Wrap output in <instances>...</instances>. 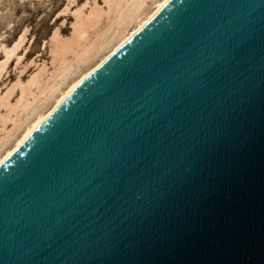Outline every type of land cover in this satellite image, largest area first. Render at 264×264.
<instances>
[{
	"label": "water",
	"instance_id": "1",
	"mask_svg": "<svg viewBox=\"0 0 264 264\" xmlns=\"http://www.w3.org/2000/svg\"><path fill=\"white\" fill-rule=\"evenodd\" d=\"M0 264H264V0H170L0 163Z\"/></svg>",
	"mask_w": 264,
	"mask_h": 264
},
{
	"label": "bare ground",
	"instance_id": "2",
	"mask_svg": "<svg viewBox=\"0 0 264 264\" xmlns=\"http://www.w3.org/2000/svg\"><path fill=\"white\" fill-rule=\"evenodd\" d=\"M169 1L83 0L76 4L77 0H68L63 11L72 14L69 32L62 34L59 25L52 28L41 43V48L47 45L48 57L34 61V69L25 77L23 73L33 62L32 57L21 64L28 48V25L11 43L0 33V78L8 74L15 59V76L0 87V163L74 87L127 44ZM32 39L31 35L27 43Z\"/></svg>",
	"mask_w": 264,
	"mask_h": 264
},
{
	"label": "rangeland",
	"instance_id": "3",
	"mask_svg": "<svg viewBox=\"0 0 264 264\" xmlns=\"http://www.w3.org/2000/svg\"><path fill=\"white\" fill-rule=\"evenodd\" d=\"M67 1L68 0H0V33H2V39L6 43H11L25 25H28L29 27L28 40L31 35L33 36V39L31 40L32 43L28 44V40L25 43L28 48L26 54L23 56L21 64L30 60L32 57L34 59H31L33 62L27 67L28 70L23 73V77H25L26 74L28 75V73L34 69L35 62L39 63L41 62V59H46L48 57L47 45L44 48H41V43L44 39L47 40L53 27L59 25L62 34H67L69 32L71 27L69 24H71L72 21V14L70 11H63ZM82 1L83 0H77L76 4ZM74 5L75 4L70 7V10H72L71 8H74ZM4 10L7 11L5 12ZM7 22H11V24H8ZM25 45L21 48L22 50L19 51L20 53L23 51ZM14 60L15 59H12L9 64V75H3L0 78V84H2L0 87L2 88L5 82L15 76V71L12 70V63H15Z\"/></svg>",
	"mask_w": 264,
	"mask_h": 264
}]
</instances>
